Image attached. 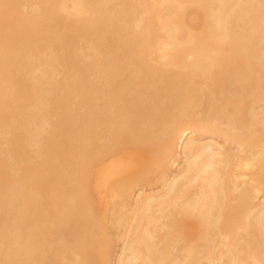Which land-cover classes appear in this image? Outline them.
<instances>
[{"label":"bare ground","instance_id":"1","mask_svg":"<svg viewBox=\"0 0 264 264\" xmlns=\"http://www.w3.org/2000/svg\"><path fill=\"white\" fill-rule=\"evenodd\" d=\"M0 264H264V0H0Z\"/></svg>","mask_w":264,"mask_h":264}]
</instances>
